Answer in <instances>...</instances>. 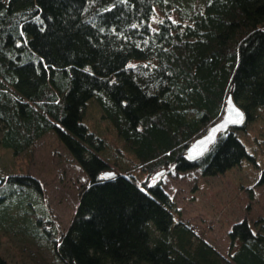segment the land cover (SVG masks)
<instances>
[{"label": "trees", "instance_id": "1", "mask_svg": "<svg viewBox=\"0 0 264 264\" xmlns=\"http://www.w3.org/2000/svg\"><path fill=\"white\" fill-rule=\"evenodd\" d=\"M229 95L245 121L190 160ZM94 103L109 124L102 135L85 123ZM261 108L264 0H0V264H12L7 237L51 251L56 264H264V218L236 222L226 254L181 218L160 178L139 180L258 165L264 156L238 132ZM50 133L88 178L59 235L29 171ZM92 153L110 154L113 175Z\"/></svg>", "mask_w": 264, "mask_h": 264}, {"label": "rangeland", "instance_id": "2", "mask_svg": "<svg viewBox=\"0 0 264 264\" xmlns=\"http://www.w3.org/2000/svg\"><path fill=\"white\" fill-rule=\"evenodd\" d=\"M98 108L94 103L87 109L85 123L92 131L101 134L109 124L102 118ZM246 126V130L238 132L240 139L251 155L263 157L264 109L259 110L256 121ZM109 130L108 134L111 133ZM126 149L123 148L124 151ZM92 159L102 172L113 171L110 154L92 153ZM29 171L44 187L50 218L59 235L71 222L80 187L88 182L87 175L53 133L37 145ZM263 172L264 158L258 161V165L251 160H244L239 166L213 176L202 175L198 170L165 171L157 178L156 173L150 179L145 174L140 175L139 180L152 184L160 178L179 208L181 218L192 223L202 237L228 254L232 251L229 232L234 224L243 219L253 223L264 218V183L260 182ZM37 208L43 211L41 200ZM1 251L12 264H56L51 251L38 248L33 242L7 237Z\"/></svg>", "mask_w": 264, "mask_h": 264}, {"label": "water", "instance_id": "3", "mask_svg": "<svg viewBox=\"0 0 264 264\" xmlns=\"http://www.w3.org/2000/svg\"><path fill=\"white\" fill-rule=\"evenodd\" d=\"M237 110L242 113L243 119L239 120L236 112ZM246 119L245 111L238 105V103L234 100L232 95H229L227 98L226 109L223 117L217 123H215L209 131L198 138L188 149H187V157L190 160H196L203 156L210 148V146L217 140L218 135L228 128L232 126L242 125ZM239 121V122H237ZM164 170L157 172L155 178L161 175ZM113 172L107 171L104 173V176H111ZM4 180L0 176V186L3 184Z\"/></svg>", "mask_w": 264, "mask_h": 264}, {"label": "snow or ice", "instance_id": "4", "mask_svg": "<svg viewBox=\"0 0 264 264\" xmlns=\"http://www.w3.org/2000/svg\"><path fill=\"white\" fill-rule=\"evenodd\" d=\"M236 114H237V116L239 117V120L242 121V119H243V115H242V113H240V112L237 110ZM237 122H239V121H237Z\"/></svg>", "mask_w": 264, "mask_h": 264}]
</instances>
